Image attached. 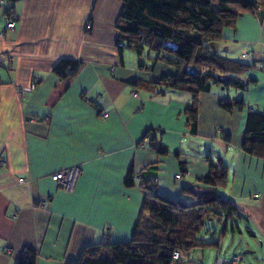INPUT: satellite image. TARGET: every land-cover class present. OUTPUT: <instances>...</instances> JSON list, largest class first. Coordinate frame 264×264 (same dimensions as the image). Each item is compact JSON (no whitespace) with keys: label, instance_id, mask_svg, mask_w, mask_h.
I'll list each match as a JSON object with an SVG mask.
<instances>
[{"label":"crops","instance_id":"crops-1","mask_svg":"<svg viewBox=\"0 0 264 264\" xmlns=\"http://www.w3.org/2000/svg\"><path fill=\"white\" fill-rule=\"evenodd\" d=\"M121 7L120 0H0V54L11 59L7 71L0 68V158L6 162L0 169V264H15L25 247L36 251L35 264H65L85 245L128 241L143 198L139 181L124 186L130 168L138 173L154 163L144 172L156 176L160 196L199 202L207 189L197 178L208 165L200 154H188L196 149L227 167L226 187L216 192L238 215L224 222L231 228L215 239L217 247L191 250L190 263L232 256L228 244L238 243L249 256L234 264H264V153L241 150L247 113L264 114L263 11L242 14L210 45L219 56L253 64L237 77L255 82L243 90L199 92L193 134L183 113L188 93L146 88L172 67L116 47ZM9 8L17 21L7 30ZM63 59L81 63L65 79L53 71ZM36 77L34 89L18 94ZM238 98L240 109L228 112L218 104ZM149 129L154 132L140 143ZM74 166L79 171L70 190L51 180L52 173Z\"/></svg>","mask_w":264,"mask_h":264},{"label":"trees","instance_id":"trees-1","mask_svg":"<svg viewBox=\"0 0 264 264\" xmlns=\"http://www.w3.org/2000/svg\"><path fill=\"white\" fill-rule=\"evenodd\" d=\"M11 2L12 0H8ZM122 7L115 22L118 31L117 43L133 50L138 57L144 50L151 54V65L162 61L173 69L162 74L155 81L146 83V88L186 92L190 100L183 113L191 133L196 132L198 117V94L207 92L212 86L235 87L243 90L250 82L237 77L253 67L234 61L210 51V45L222 38L226 28L233 29L239 16L254 13L260 9L264 13V0H120ZM12 9V8H9ZM118 47V48H122ZM154 61V62H153ZM79 61L60 60L53 71L61 78H69L79 69ZM206 66L215 73L203 72ZM219 76H227L219 81ZM221 109L230 112L232 108L244 106L241 98L219 100ZM154 132L146 131L143 139ZM154 136V135H153ZM145 142L150 143L155 139ZM225 138H228L226 136ZM154 142V141H153ZM158 154H166L165 147L151 144ZM241 150L250 155L264 153V114L249 111L246 116ZM177 155V153H175ZM208 172L197 178L205 189L201 200L185 204L160 196L155 189L156 176L145 170L130 168L124 178L125 187L137 186L143 191L138 218L133 226L130 239L125 242H101L85 245L76 260L65 264H190L188 253L194 248L217 247V240L205 241L198 237L205 221L212 217L231 218L238 215L235 205L217 194L226 187L227 167L219 158L205 155ZM184 162H179L180 175L185 174ZM191 193L188 189H183ZM231 228V226H230ZM226 231L224 225L222 234ZM174 251H181L188 262L175 260ZM37 253L25 247L15 264H35Z\"/></svg>","mask_w":264,"mask_h":264},{"label":"built area","instance_id":"built-area-1","mask_svg":"<svg viewBox=\"0 0 264 264\" xmlns=\"http://www.w3.org/2000/svg\"><path fill=\"white\" fill-rule=\"evenodd\" d=\"M4 1V0H2ZM6 16H5V29L10 30L13 29L15 26V23L17 21V15L12 11V9H7L6 11ZM86 28L90 27V24H86L85 25ZM116 47H122L121 43H117ZM251 55V52H243L242 53V57H247ZM11 59L9 57H4L2 54H0V68L4 69L5 71H7L9 69V63ZM113 71V70H111ZM39 78H34L33 81L30 83V85H28L27 87H23L22 89L18 90V94H22L25 91H29L35 88L36 84L38 83ZM106 115V114H104ZM6 162L3 158H0V169L5 167ZM79 171V166H74L71 168H67V169H62L60 171L54 172L50 175V178L52 181L56 182L62 189L64 190H70L73 186V183L77 177ZM180 175H176V178H179ZM24 181H26L23 178H18V182L19 183H23ZM252 199L256 200L258 199V194H253L252 195ZM46 201H41L42 205H45ZM173 258L175 260H179V261H183L184 263L188 262V257L187 255H185L183 252L181 251H174L173 252ZM242 258L241 254H237V255H232L229 256L227 258L224 257H220L217 256L215 257L214 261L212 264H234L237 263L238 261H240ZM201 264V263H199Z\"/></svg>","mask_w":264,"mask_h":264},{"label":"rangeland","instance_id":"rangeland-1","mask_svg":"<svg viewBox=\"0 0 264 264\" xmlns=\"http://www.w3.org/2000/svg\"><path fill=\"white\" fill-rule=\"evenodd\" d=\"M89 23V22H88ZM86 23V24H88ZM90 24V23H89ZM91 26V24H90ZM86 28V27H85ZM90 28V27H89ZM89 28H86V29H89ZM129 48L125 49V51H128ZM210 51H212V49L210 48ZM147 50H144V53H146ZM159 62H162L160 60H158ZM164 63V62H162ZM166 64V63H164ZM201 71L203 72H209V73H215V71H213L212 69H209V67H206V66H202ZM245 73V72H244ZM240 77L242 76L241 74H238ZM218 87V91H220V85L216 86ZM225 91H227L229 89V86L228 87H224ZM236 90H238L237 88L235 87H232ZM188 154H194V155H199L202 157V158H205V155L207 154H210L212 156V153L209 152V151H203V150H199V149H196L194 151H192V153H188ZM230 220V218L228 219H225L223 216L220 218V217H212V218H208L206 221H205V224H204V228L203 230L199 233L198 237L205 240V241H210V240H215L219 237H223L222 236V231H223V228H224V222L225 221H228ZM237 224H239V222L236 220ZM226 230L227 232L230 231V224H227L226 226ZM230 240V238H229ZM228 247L232 248V255H235V254H241L242 257H245V258H248L249 254L248 253H243L244 249H243V245L242 244H238V243H234L233 245L231 243L228 244ZM191 254V253H190ZM189 254V255H190ZM191 264V263H190Z\"/></svg>","mask_w":264,"mask_h":264},{"label":"water","instance_id":"water-1","mask_svg":"<svg viewBox=\"0 0 264 264\" xmlns=\"http://www.w3.org/2000/svg\"><path fill=\"white\" fill-rule=\"evenodd\" d=\"M219 81H223L227 79V76H219L218 77ZM243 253H247L246 251H244Z\"/></svg>","mask_w":264,"mask_h":264}]
</instances>
